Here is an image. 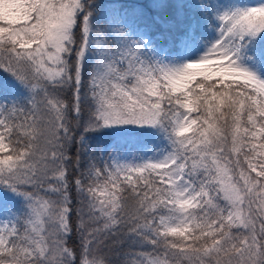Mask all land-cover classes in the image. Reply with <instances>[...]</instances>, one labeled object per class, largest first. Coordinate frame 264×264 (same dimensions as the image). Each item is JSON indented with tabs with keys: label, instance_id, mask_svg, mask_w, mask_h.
Segmentation results:
<instances>
[{
	"label": "snow or ice",
	"instance_id": "obj_1",
	"mask_svg": "<svg viewBox=\"0 0 264 264\" xmlns=\"http://www.w3.org/2000/svg\"><path fill=\"white\" fill-rule=\"evenodd\" d=\"M0 264H264V0H0Z\"/></svg>",
	"mask_w": 264,
	"mask_h": 264
}]
</instances>
